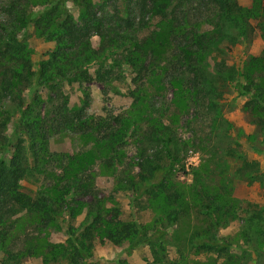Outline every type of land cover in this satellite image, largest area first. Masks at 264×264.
Here are the masks:
<instances>
[{
	"label": "trees",
	"instance_id": "1",
	"mask_svg": "<svg viewBox=\"0 0 264 264\" xmlns=\"http://www.w3.org/2000/svg\"><path fill=\"white\" fill-rule=\"evenodd\" d=\"M107 1L0 0V264H21L29 256L40 257L41 264H88L95 237L128 248L149 247L147 264H198L194 256L211 253L222 261L214 264H242L247 250L259 254L264 248V207L240 211L243 248L241 255L230 254L239 244L222 241L217 230L221 222L238 217L232 180L222 169L216 180L200 175L201 163L192 171L191 184L175 181L172 172L181 149L174 130L183 115L187 125L204 116L208 133L199 142L210 144L208 161L220 165V159L232 156L239 162L237 170L250 182L256 180L260 171L239 145L220 146V140L231 141V124L220 110L224 88H231L248 97L262 122L264 89L256 79L264 81V50L244 69L209 60L247 42L252 21L264 37V0H251L246 8L237 0H121L123 13L116 5L107 11ZM151 19L154 25L144 33ZM30 27L53 43L35 63L25 41ZM126 68L132 74L128 110L89 114L86 85L123 82ZM73 83L81 93L77 106L68 104L63 91L64 84ZM165 89L172 98L157 100ZM55 136L69 138L79 148L54 151L49 141ZM129 139L134 150L127 159ZM95 166L112 176V193L124 192L131 201L143 198L153 219H122L118 207H107V197L95 186ZM180 172L186 173L183 167ZM25 175L41 177L33 194L21 190ZM192 213L202 215L206 224L186 229ZM80 214V224L71 225ZM25 218L27 224L19 229ZM64 222L66 238L48 240L45 231ZM185 230V237L178 235ZM173 238L177 246L170 256Z\"/></svg>",
	"mask_w": 264,
	"mask_h": 264
},
{
	"label": "rangeland",
	"instance_id": "2",
	"mask_svg": "<svg viewBox=\"0 0 264 264\" xmlns=\"http://www.w3.org/2000/svg\"><path fill=\"white\" fill-rule=\"evenodd\" d=\"M94 2H101L102 0H93ZM238 3L243 7H249L251 0H237ZM69 11L73 14H77L76 7L69 1L66 2ZM105 9L107 11L113 10V5L117 6L120 13H123L125 6L121 0H108L104 3ZM36 7H33L35 9ZM115 9V8H114ZM155 20H148L146 25L148 26L143 32L147 33L152 29ZM254 30L247 42L238 43L225 51V53L210 59V63L213 64L214 61L224 62L223 67H239L244 69L249 65V59L253 56H259L264 50V37L262 36L261 28L255 26L256 21L251 22ZM25 41L30 49H32L33 54L31 56L32 61L35 63L45 56V54L53 48L52 42H45L43 39L39 38L34 34L33 29L30 27L25 36ZM93 46H97L98 38L96 36L92 37ZM256 72L255 68H252ZM92 71V69H89ZM125 80L123 82H112L107 87H103L102 84L98 82H91L87 84L89 92V104L87 112L94 116H105L106 114H117L128 110L131 104V98L127 95V87L131 84L129 82L132 74L125 69ZM257 73L255 74V76ZM242 81V80H241ZM257 87L264 89V81L261 79H256ZM255 83V82H254ZM253 87V86H252ZM255 88V87H254ZM221 102V114L227 121L231 124V130L229 135L231 136V141L220 140V146L225 147L227 144L232 147L239 145V149L244 152L246 158L256 165L260 174L257 176L256 180L250 182L244 174V172H239L237 169L239 167V162L235 160L232 156H226L225 159H220V165H218L217 160L211 162L208 161L211 156L210 144L206 143L200 144L199 140L207 138L208 133V122L204 116L198 118L197 120L191 121L188 125L185 123L186 116L183 115L181 120L177 125H175V138L179 144L180 151L178 156L181 161L179 164L174 165L173 179L177 182L183 183L184 185H189L193 182L192 171L199 168L201 163L205 164L200 167L199 173L208 174L210 178L216 180V173L218 170L222 169L226 173V177L230 178L233 183L232 196L234 200L239 205L238 217L234 219H228L223 225H221L217 230V236L222 240H228L237 243L239 246H233L229 249L230 254L241 255L240 249L243 248V242L239 237V231L242 227V221L240 217L242 216V211L245 207H253V205H258L264 207V115L262 116V122L255 110L248 103L249 99L246 96L238 95L236 91L231 88H224ZM63 91L68 97V104L70 106H77L80 104L81 93L79 91L78 85L73 83L71 85L64 84ZM172 98V92L170 89H165V91L160 95L157 100L169 101ZM174 110V106L170 107V111ZM169 114V112H167ZM165 120V118H164ZM213 140V139H212ZM133 140H127V145L125 146V158H130L133 155L134 144ZM185 142V143H183ZM180 143H182L180 145ZM50 148L54 151L61 152H71L72 150L79 148V143L69 140V138L63 136H55L49 141ZM254 148L262 150V153L257 152ZM216 154H223L219 152ZM181 167H183L186 173H181ZM96 172L95 176V186L99 193L105 195L108 199L106 206L110 207L112 205L118 207L120 218L122 219H134L137 222L147 223L153 219L151 211L148 209L147 204L143 198L139 200L131 201V199L124 192L112 193L113 178L110 175L102 174L98 171L97 167H94ZM213 175V176H212ZM41 183V177L37 175H25L21 182V190L26 193L33 194ZM194 213L191 214V222L188 221L184 223L185 228L189 225H200L204 226L206 224V219L200 215L199 217H194ZM83 214H80L72 221L71 225L78 226L82 221ZM28 220H20L19 229L27 224ZM66 222L61 224L59 229H47L45 233L47 234L48 240L53 243L62 242L66 238ZM29 228H27L28 230ZM172 230L175 228H171ZM171 230V231H172ZM31 232V228L28 230ZM189 232V231H188ZM178 235L185 237L186 230L184 232L178 231ZM172 246L168 248L169 255H173L175 251V246L177 244L172 240ZM241 247V248H240ZM248 256L240 257L242 264H264V248L259 252V254L254 253L250 249L247 250ZM216 254H202L199 256H194L193 260L199 261L198 264H214L213 261L217 260L218 263L222 262L215 258ZM151 252L149 247L142 245L135 248H128L124 245H114L108 241L99 240L98 238H93V254L92 258L88 261V264H116L117 260H122L125 264H147L151 261ZM194 261L187 260L185 264H194ZM21 264H41L40 257H24L22 258Z\"/></svg>",
	"mask_w": 264,
	"mask_h": 264
}]
</instances>
